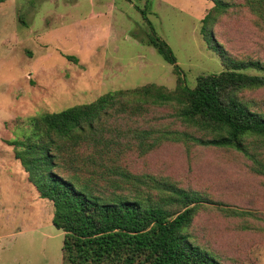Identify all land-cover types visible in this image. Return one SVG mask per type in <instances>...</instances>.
<instances>
[{
  "label": "rangeland",
  "instance_id": "obj_1",
  "mask_svg": "<svg viewBox=\"0 0 264 264\" xmlns=\"http://www.w3.org/2000/svg\"><path fill=\"white\" fill-rule=\"evenodd\" d=\"M212 7L208 0L0 3V264L62 262L63 232L52 224V203L39 197L8 145L23 140L19 120L146 84L173 90L172 66L145 44L148 28L138 9L146 10L193 89L199 76L223 70L199 32ZM234 7L215 32L234 54L264 60V35L254 16ZM241 72L264 75L253 69ZM246 96L264 112V89ZM251 165L234 150L168 143L135 159L134 171L168 177L220 204L207 205L195 218L198 241L225 264H264V175L254 173ZM221 208L255 213L259 219H249L251 231H240L237 219L225 217Z\"/></svg>",
  "mask_w": 264,
  "mask_h": 264
},
{
  "label": "trees",
  "instance_id": "obj_2",
  "mask_svg": "<svg viewBox=\"0 0 264 264\" xmlns=\"http://www.w3.org/2000/svg\"><path fill=\"white\" fill-rule=\"evenodd\" d=\"M208 1L213 7L199 32L221 72L199 76L189 88L171 48L137 8L148 28L145 44L172 66L173 90L146 84L19 120L23 140L8 145L39 197L52 203V224L63 232L61 264H225L193 232L201 209L220 204L168 177L134 171L135 159L170 143L234 150L264 175V112L246 96L264 89V75L241 72L264 74V60L234 54L215 32L237 4L264 35V0ZM219 211L237 219L240 231L259 219Z\"/></svg>",
  "mask_w": 264,
  "mask_h": 264
}]
</instances>
